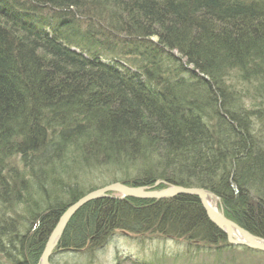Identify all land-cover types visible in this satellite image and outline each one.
<instances>
[{
	"label": "trees",
	"instance_id": "16d2710c",
	"mask_svg": "<svg viewBox=\"0 0 264 264\" xmlns=\"http://www.w3.org/2000/svg\"><path fill=\"white\" fill-rule=\"evenodd\" d=\"M237 82L261 92L252 105ZM80 170L111 179L86 186ZM113 182L202 188L264 238V0H0V264H39L66 208ZM118 232L262 254L229 243L195 195L108 192L73 213L49 263L92 264Z\"/></svg>",
	"mask_w": 264,
	"mask_h": 264
},
{
	"label": "rangeland",
	"instance_id": "374dc122",
	"mask_svg": "<svg viewBox=\"0 0 264 264\" xmlns=\"http://www.w3.org/2000/svg\"><path fill=\"white\" fill-rule=\"evenodd\" d=\"M231 80L228 79L227 84L230 85ZM249 81L251 82V80ZM249 84L250 83H246L241 86V83L238 84L237 82L236 86H234L232 90L233 92H237V90L239 91L238 95L240 94L243 98L242 100L245 106H250V104L252 105V96L255 99L257 97L256 94L258 92L261 93L260 91L255 90L257 89L255 86L252 87ZM90 172L93 171L91 170ZM108 172L112 173L114 170L109 169ZM83 174L84 171H81L80 173L76 171L74 178L80 184L82 181H85L84 183L86 186L104 185L106 184V181L111 179L109 176L108 178H104L102 175L104 173H101V171H96L87 177V174ZM211 196L215 202L216 210L221 212L219 200L213 195ZM137 238L138 237H134L133 235L130 237L122 234L121 232L116 233L111 241L95 255L90 263L115 264V260L118 257L120 264H142V262L143 264H216L214 263L215 259L225 257L224 259L230 261L231 264H264V252H262V254L257 252L248 254L240 250H235L230 253L222 254L219 257L206 256L203 253H199L198 256H195L193 254L191 255L186 253V243L183 240L165 238L163 236H153V238L146 239L144 242L139 243V241L136 240ZM232 239L241 240V235L234 231ZM260 240L264 241V238H260ZM53 259L55 260L54 264H86L87 261V258L82 257L78 260L75 256L73 257V255L65 252L56 253L53 255ZM144 261L147 262L144 263Z\"/></svg>",
	"mask_w": 264,
	"mask_h": 264
},
{
	"label": "water",
	"instance_id": "95a60500",
	"mask_svg": "<svg viewBox=\"0 0 264 264\" xmlns=\"http://www.w3.org/2000/svg\"><path fill=\"white\" fill-rule=\"evenodd\" d=\"M108 192H115L123 197H133L140 199H165L173 197L177 194H186V195H195L199 202L201 203L203 209L206 212L209 220L215 224L218 228L224 229V232L229 240V243L234 245H243L252 250L264 252V241L260 240L256 236L250 234L244 229L240 228L238 225L227 219L222 212H219L209 206L205 201V196L210 195L211 193L196 187H182V186H169L162 190H153V189H143L138 187H130L121 182H113L93 191H90L80 197L77 201L69 205L63 214L58 219L55 227L51 231L41 254L40 263L41 264H50L49 256L50 253L55 246L59 235L61 234L64 226L66 225L69 218L73 215V213L84 203L104 196ZM212 195V194H211ZM236 231L241 235V240L232 239L233 232Z\"/></svg>",
	"mask_w": 264,
	"mask_h": 264
},
{
	"label": "bare ground",
	"instance_id": "6f19581e",
	"mask_svg": "<svg viewBox=\"0 0 264 264\" xmlns=\"http://www.w3.org/2000/svg\"><path fill=\"white\" fill-rule=\"evenodd\" d=\"M204 198H205L206 203L216 210L215 202H214L212 196L208 194Z\"/></svg>",
	"mask_w": 264,
	"mask_h": 264
}]
</instances>
